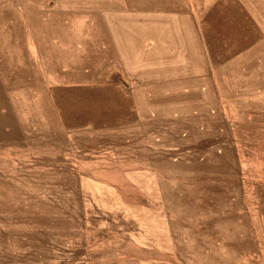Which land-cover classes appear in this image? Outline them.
Here are the masks:
<instances>
[{
    "label": "rangeland",
    "instance_id": "1",
    "mask_svg": "<svg viewBox=\"0 0 264 264\" xmlns=\"http://www.w3.org/2000/svg\"><path fill=\"white\" fill-rule=\"evenodd\" d=\"M112 1L0 0V264H264V0L193 10L178 68Z\"/></svg>",
    "mask_w": 264,
    "mask_h": 264
},
{
    "label": "crops",
    "instance_id": "2",
    "mask_svg": "<svg viewBox=\"0 0 264 264\" xmlns=\"http://www.w3.org/2000/svg\"><path fill=\"white\" fill-rule=\"evenodd\" d=\"M134 2L136 3L134 15H125L121 5L117 7L116 4L111 7V10H116V15L113 11L105 13L106 18H110L108 26L114 32L112 40L117 42L116 47L122 50L124 62L127 65H141L145 57V68H178L176 67L178 50L189 57L192 56L189 51L196 53V60L201 57L199 51L202 42L194 29V22H199L193 19L192 11L203 8L215 11L225 0L215 2L211 7L208 0H134ZM128 48L129 52H123ZM131 53L141 57L133 59L134 55ZM187 61L190 64L193 62L191 57Z\"/></svg>",
    "mask_w": 264,
    "mask_h": 264
},
{
    "label": "bare ground",
    "instance_id": "3",
    "mask_svg": "<svg viewBox=\"0 0 264 264\" xmlns=\"http://www.w3.org/2000/svg\"><path fill=\"white\" fill-rule=\"evenodd\" d=\"M237 61V60H236Z\"/></svg>",
    "mask_w": 264,
    "mask_h": 264
}]
</instances>
